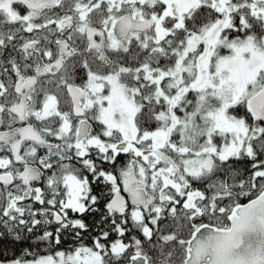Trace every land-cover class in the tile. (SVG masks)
<instances>
[{
	"label": "snow or ice",
	"instance_id": "1",
	"mask_svg": "<svg viewBox=\"0 0 264 264\" xmlns=\"http://www.w3.org/2000/svg\"><path fill=\"white\" fill-rule=\"evenodd\" d=\"M0 264H264V0H0Z\"/></svg>",
	"mask_w": 264,
	"mask_h": 264
}]
</instances>
